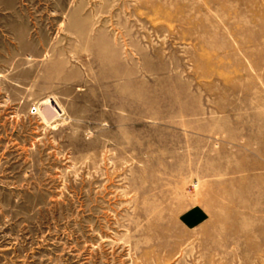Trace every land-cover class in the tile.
I'll list each match as a JSON object with an SVG mask.
<instances>
[{
    "label": "rangeland",
    "instance_id": "374dc122",
    "mask_svg": "<svg viewBox=\"0 0 264 264\" xmlns=\"http://www.w3.org/2000/svg\"><path fill=\"white\" fill-rule=\"evenodd\" d=\"M0 264H264V0H0Z\"/></svg>",
    "mask_w": 264,
    "mask_h": 264
},
{
    "label": "crops",
    "instance_id": "0c3cea01",
    "mask_svg": "<svg viewBox=\"0 0 264 264\" xmlns=\"http://www.w3.org/2000/svg\"><path fill=\"white\" fill-rule=\"evenodd\" d=\"M199 220V219H198ZM197 221V220H196Z\"/></svg>",
    "mask_w": 264,
    "mask_h": 264
},
{
    "label": "bare ground",
    "instance_id": "6f19581e",
    "mask_svg": "<svg viewBox=\"0 0 264 264\" xmlns=\"http://www.w3.org/2000/svg\"><path fill=\"white\" fill-rule=\"evenodd\" d=\"M51 110V109H50Z\"/></svg>",
    "mask_w": 264,
    "mask_h": 264
}]
</instances>
